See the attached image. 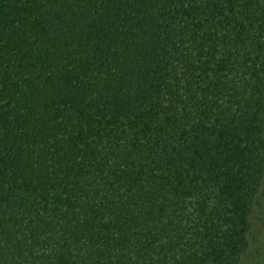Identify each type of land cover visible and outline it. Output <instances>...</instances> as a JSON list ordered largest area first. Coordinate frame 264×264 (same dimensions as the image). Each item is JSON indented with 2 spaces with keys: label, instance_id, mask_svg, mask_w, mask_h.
Here are the masks:
<instances>
[{
  "label": "trees",
  "instance_id": "trees-1",
  "mask_svg": "<svg viewBox=\"0 0 264 264\" xmlns=\"http://www.w3.org/2000/svg\"><path fill=\"white\" fill-rule=\"evenodd\" d=\"M259 221L264 0H0V264H264Z\"/></svg>",
  "mask_w": 264,
  "mask_h": 264
},
{
  "label": "rangeland",
  "instance_id": "rangeland-1",
  "mask_svg": "<svg viewBox=\"0 0 264 264\" xmlns=\"http://www.w3.org/2000/svg\"><path fill=\"white\" fill-rule=\"evenodd\" d=\"M257 230L259 232L258 235L262 238V241L264 242V222L263 221H259Z\"/></svg>",
  "mask_w": 264,
  "mask_h": 264
}]
</instances>
